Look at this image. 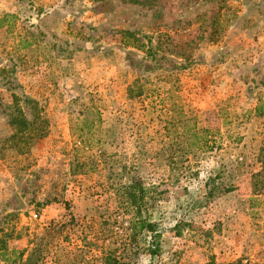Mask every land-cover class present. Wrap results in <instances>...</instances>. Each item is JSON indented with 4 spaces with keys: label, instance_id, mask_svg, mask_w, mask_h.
Listing matches in <instances>:
<instances>
[{
    "label": "rangeland",
    "instance_id": "374dc122",
    "mask_svg": "<svg viewBox=\"0 0 264 264\" xmlns=\"http://www.w3.org/2000/svg\"><path fill=\"white\" fill-rule=\"evenodd\" d=\"M262 97L264 0H0V264H264Z\"/></svg>",
    "mask_w": 264,
    "mask_h": 264
},
{
    "label": "trees",
    "instance_id": "16d2710c",
    "mask_svg": "<svg viewBox=\"0 0 264 264\" xmlns=\"http://www.w3.org/2000/svg\"><path fill=\"white\" fill-rule=\"evenodd\" d=\"M142 48V46H139ZM131 88H129L130 90ZM86 111L89 112L91 116L90 119L80 118L79 124H76L73 128L72 135L75 139H77L79 145H86L85 136L92 135L93 132L100 125V115L99 112L92 106L86 108ZM253 113L255 116L261 119V130L262 136L264 137V97L258 98L255 101ZM13 126V132L10 135L11 144L10 147H14L15 149L22 150V148H26L31 145L35 140H39L43 138L47 132V122L40 114H35L31 120H26L22 116V112L20 110H16L14 116L10 119V125ZM205 140L202 144L204 149H211L214 147L213 143ZM21 152V151H20ZM258 162L260 165V170L255 174H252L251 177L253 179V184L259 185L263 192H260L264 195V147H261L258 151ZM259 192L255 193L258 194ZM139 229H150V224L147 222H140ZM150 231V230H149Z\"/></svg>",
    "mask_w": 264,
    "mask_h": 264
}]
</instances>
